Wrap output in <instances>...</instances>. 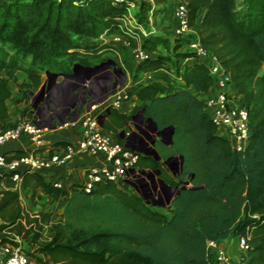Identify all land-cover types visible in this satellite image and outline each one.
<instances>
[{
	"label": "trees",
	"instance_id": "trees-1",
	"mask_svg": "<svg viewBox=\"0 0 264 264\" xmlns=\"http://www.w3.org/2000/svg\"><path fill=\"white\" fill-rule=\"evenodd\" d=\"M167 1L0 0V121L9 114L10 84L19 73L27 74L20 85L35 91L44 82L43 72L72 73L75 66L107 61L103 57L92 63L85 55L120 49L97 39L120 32L119 17L135 4V18L148 28L142 45L150 54L137 62L134 74L152 78L137 82L139 102L130 113L114 106L103 111L110 110L104 127L118 132L142 108L159 128L173 125L172 143L156 148L161 159L183 154V170L171 174L149 154H142L138 164L160 169L167 182H191L176 195L168 215L110 179L102 178L90 189L82 181L66 189L38 171H23L19 183L10 172L0 173L2 242L15 233L34 245L57 210L63 211L52 240L27 251L30 260L43 262L37 253L47 252L51 264H217L208 240L221 243L248 233L246 263L264 264V0H242L240 6L238 0H185L202 45L217 56L244 95L253 134L242 151L217 132L197 94L213 84L208 64L183 62L182 57L194 55L183 48L189 39L176 37L172 46L169 35L151 28L149 12ZM201 8L205 13L199 20ZM161 46L172 49L175 74ZM23 114L34 118L27 109ZM5 153L11 159L27 151ZM38 188L50 196L52 207L35 211L24 202L22 192L33 202Z\"/></svg>",
	"mask_w": 264,
	"mask_h": 264
},
{
	"label": "built area",
	"instance_id": "built-area-1",
	"mask_svg": "<svg viewBox=\"0 0 264 264\" xmlns=\"http://www.w3.org/2000/svg\"><path fill=\"white\" fill-rule=\"evenodd\" d=\"M134 6L135 4H132L128 8V12L119 17L120 32L102 36H111L110 42L117 47H130L136 61L139 62L146 59L150 54L142 45L145 35L148 34V28L135 18L132 8ZM174 34L175 37L189 39L188 47L194 53L193 57L205 61L209 66L210 73L213 76V84L209 91L205 92L200 98L203 100L209 117L217 125V132L229 140L233 149L245 150L253 134L247 105L238 92L234 90V82L217 56L202 45L201 40L190 25L188 7L185 0L177 2L174 7ZM133 42H137L135 48L132 47ZM113 53L120 55V49H116ZM141 77V79L138 78L139 81L152 78L149 73H144ZM87 80L81 79L84 83ZM74 84H76L78 90L69 89L66 97H52L54 98L53 105L45 100L44 105L40 109L48 111V104L52 105L53 109H55L57 104H60L61 107L55 109L56 115L65 114L60 124L80 125V139L78 141L56 144L58 148H53L49 152L43 153L45 146L44 131L47 127L46 121L41 117L33 118L22 114L13 124L0 125V144L28 135L36 144L37 149L11 159H8L5 152H0V173L10 172L19 183L21 173L25 170L43 172L52 167L66 164L79 153L103 154L106 158V162L103 165L86 167V176L82 181L85 189H90L96 181L106 178L115 181L118 186L136 193L146 192L156 200L163 199L164 194L166 197V189L160 180L157 177L152 178L150 175L149 172L152 169L141 167L138 164L141 155L144 153L126 144V140L122 141L118 133L108 131L101 125L100 120L103 111L112 106L117 109L120 108L125 100L130 99L128 94H122V90H118L113 98L108 95L100 101L89 100L85 102L86 99L82 97L81 91L84 84L76 82ZM32 99H35V97H32ZM82 99L85 100L82 101ZM82 104L85 105V114L82 113ZM66 108L69 109L71 117L64 113ZM29 111L33 110L29 109ZM136 124L135 117L127 121V127L123 129L126 135L131 134ZM145 124L147 125V122ZM132 140L136 143L140 141L136 137ZM53 181L55 185L63 187L60 179L53 178ZM189 184H191L190 181ZM237 237L239 255L237 259H234L217 240H208V247L212 252L216 253L219 263L247 264L246 253L249 248V234L244 233ZM10 239L5 242L0 239V264H51L48 258L41 255L42 252L37 254L44 259L43 262L30 260L27 251H31L34 248L31 250L25 249L22 245L24 237L11 233Z\"/></svg>",
	"mask_w": 264,
	"mask_h": 264
},
{
	"label": "crops",
	"instance_id": "crops-1",
	"mask_svg": "<svg viewBox=\"0 0 264 264\" xmlns=\"http://www.w3.org/2000/svg\"><path fill=\"white\" fill-rule=\"evenodd\" d=\"M204 13H205V8H201L200 13H199V20L203 17ZM100 38L102 40L105 39L104 41L111 40V36H101ZM114 55L116 56L118 54L115 53ZM127 58L131 60L130 63L132 66H129L128 64L129 59L127 60ZM120 60H124L128 67L127 71H128L129 77L126 76L125 78L126 80L125 87H126L129 81L127 78L132 77V75L134 74L132 69H134V67L137 65V61L130 47L123 46L122 48H120ZM195 60L196 59L193 56L182 57V61L185 63H193ZM20 74H22L20 78H18V80L14 82L15 86L12 87V85L10 84L11 95L7 99V106H8L9 114L4 119V121H0V125L1 124H13L23 114L25 109L33 110L31 112L34 115V118L41 117L37 109H40V107L44 105L45 101H43V103L40 105L38 102L41 101V97L38 99L37 98L32 99V97H34L33 93H31L32 90L28 91L27 87H23L20 85V83L23 80H27V74L25 72H21ZM43 76L45 79H47L45 72H43ZM69 80L70 79H67L65 82V80L63 79L56 78L52 83L48 85V87H50L51 91H56L55 92L56 95L61 96L62 93L66 91V87H68V90L69 89L73 90V88L70 85L72 80L71 82ZM132 80L136 81V86L133 89V94L130 97V99H127L123 102V106L121 108H118L119 110L125 111L128 113H130L133 110L135 104L138 101L137 82L139 81V79L134 77ZM63 87L65 88L64 90H63ZM233 88L236 92H238L239 96L244 99V95L239 91L235 83H234ZM35 91H38V90H35ZM204 93L205 92H198L197 94L199 97H201ZM11 99L13 100L12 102H11ZM48 107H49V104H48ZM84 107L85 105H83L82 107V113L85 114L86 110ZM64 112H69V109L66 108ZM68 116L71 117V115H68ZM107 120H110V116L108 114L106 116L105 121ZM61 121H62V118L58 116L54 120L46 121L47 127L44 131L45 146L43 149V153H47L49 152V150L53 148H58V145H56L58 141H62V140L78 141L80 139L81 137V126L80 125L78 124L77 125H61L60 124ZM139 121L140 123H137L135 127H133L132 131L137 130L138 132H140V129L143 128V122H146V121H141V120ZM126 127H127V122L122 127L119 128L118 132H115L114 130H111V129H109V131L119 134V132L122 129H125ZM120 138H122L123 140H126V138H123L121 136ZM136 138L139 139L138 136H136ZM15 149H23V150H26L27 152H33V151H36L37 146L28 135H23L22 137L18 139H12V140L7 141L4 144H0V152H12ZM105 162H106V158L103 154L90 155V154H85V153H79V154H76L72 159H70L66 164L52 167L48 170L43 171L42 173L47 178L60 179L63 183V188L68 189L71 183L81 182L84 180L86 176V167L92 166V165L100 166V165H103ZM23 194H24L25 201L27 202V200H29V193L23 191ZM42 197H44L45 200L49 202L50 196L46 194V192L42 188H38L36 197L34 201L32 202L33 204L36 205V210H40L42 207L45 206L44 201L42 202L40 200ZM59 212H60V216L59 218H56ZM62 212L63 211L61 208L57 210V212L54 214V218L46 225L44 235L41 238L37 239L34 245L30 242L29 238H24L22 241V245L25 247V249L31 250L35 247H40V246L42 247V246L47 245L52 239L58 223L62 219ZM232 243L233 242L230 241L231 246L229 245L225 248L227 249V251L231 254V256L234 259L235 258L237 259L239 255L236 252V249H235L236 246L233 245ZM41 255L45 256L50 261V257L47 252H42Z\"/></svg>",
	"mask_w": 264,
	"mask_h": 264
},
{
	"label": "rangeland",
	"instance_id": "rangeland-1",
	"mask_svg": "<svg viewBox=\"0 0 264 264\" xmlns=\"http://www.w3.org/2000/svg\"><path fill=\"white\" fill-rule=\"evenodd\" d=\"M179 1H181V0H168L167 2H164V3L155 4L154 8L149 12L150 13L149 14V21H150L149 24H150L151 28L157 29L158 31H161V32L169 35L172 39V42H171L172 46H173L174 39L176 38L175 34H174V7H175L176 3ZM238 2H239V6H240L242 0H238ZM132 8H133V12H135L137 10V6H134ZM134 23H135V21H134ZM84 39H86V38H84ZM97 40H102V39L99 38ZM104 40L105 39H103V41ZM136 46H137V42H133L132 47L135 48ZM122 47L123 46H120V48H122ZM186 47L189 48L188 44H185V47H183V48H186ZM160 51H161V53H163V55H165L167 63L170 65L171 70H173V73L175 74V68H174L175 56L172 52V49L171 48L167 49L166 47L161 46ZM85 56L92 63H96V62L101 61L103 59V57H108L109 59H112L114 62H109V63H106L104 65H101L100 67H98L97 69H95L93 71H87V70L80 69L78 71V78H75V79L68 78V77L62 78L63 80H65V82L67 79H70L69 80L70 82L72 80V82L74 81L73 83L76 82V83L84 84L81 91H82V97H85L86 100L82 99V101L83 100H85V102H88L89 100L100 101L101 99H103L104 97H107L108 95H110V97L113 98L115 92L118 90H122V92H121L122 94L127 93L129 97L132 96L133 89L136 86V81H133L132 79L134 77L141 79L142 78L141 75H143L142 72H138V73L136 72L135 74L132 75L131 78H127L129 81H128V85H126V87H125L126 80L124 78V75L121 73L120 68H122L125 72H127L126 73L127 77H129L128 71H127L128 67H127L124 60H120V55L115 56L113 53L109 52V53H92V54H88ZM128 59L129 58H127V60ZM128 61L130 62L131 60L129 59ZM66 62L68 63L69 60L66 59ZM132 70L134 72L135 68ZM261 71H264V64L261 68ZM21 75L22 74L19 73L18 78H20ZM81 79H88V80H87V82L84 83L83 81H81ZM11 85H12V87H14L15 86L14 82H11ZM64 89L65 88L63 87V90ZM73 89L78 90L77 86H74ZM68 91H69L68 87H66V91L64 93H62L61 96H59V95H56V93H55L56 91H51L50 87H48V85L46 84V86L44 88V92H43L42 97H41V101H39L38 103L41 105L43 103V101L46 100V102L53 104L54 98H52V97H66V96H68ZM35 93H37V91H34V93H33L34 97H35ZM26 95H27V93H26ZM45 97H49V98L46 99ZM12 101L13 100L11 99V102ZM138 102H139V100L137 101V103ZM60 107H61V105L57 104L55 109L60 108ZM97 107H100V106H97ZM48 108H49L48 111H43L41 109H37L38 113L44 119V121L54 120L57 116L58 117L61 116V118L65 116V114L56 115V112H55L56 110L53 109V106H51V105H49ZM119 111H121V110H119ZM123 112H125V111H123ZM64 113L71 115L69 112H64ZM135 121L137 123H140L139 117H136ZM143 126L146 129L148 128L145 123H143ZM104 128L109 131V129H107L106 127H104ZM161 163H163L166 166V168L169 170V172L171 174L176 173L168 166V164L165 163L164 159H161ZM189 185H191V184H189ZM22 198L29 208L37 211L35 204L30 202L29 200H27V202L25 201L23 192H22ZM162 198L164 201H166L165 194L163 195ZM40 200L42 202L44 201V204H45L44 207L49 208V207L53 206V204L46 201L44 197H42ZM155 207L157 209H159L160 211L167 213L168 215H170L173 212V208L170 207V205H166L164 207L159 206V205H155ZM59 216H60V212L57 214L56 218H59ZM44 232H45V230H44ZM43 235H44V233H43ZM230 241L233 242L232 244L236 246L235 249H236V252L238 253V247H237L238 237L237 236H231V237L227 238L226 240H223L221 242V245L223 247H227L230 245ZM217 264H220V263L218 262Z\"/></svg>",
	"mask_w": 264,
	"mask_h": 264
},
{
	"label": "water",
	"instance_id": "water-1",
	"mask_svg": "<svg viewBox=\"0 0 264 264\" xmlns=\"http://www.w3.org/2000/svg\"><path fill=\"white\" fill-rule=\"evenodd\" d=\"M109 62H114L112 59H108L107 61L100 63V64H96L93 66H86L83 68V70H87V71H93L95 69H97L98 67H100L101 65H104L106 63ZM82 69V68H81ZM80 69L75 66L74 67V71L72 73H56V72H52V71H47V79L44 80L43 84L41 85V87L39 88V90L37 91V93H35V98H40L42 97V94L44 92V88L47 85H49L50 83H52L56 78L62 79L63 77H68V78H78V71ZM121 73L124 75V78H126L127 74L126 72L120 68ZM71 87L73 88L74 86H76V84L71 83L70 84ZM31 93H34V91H31ZM109 109V108H108ZM110 111V110H109ZM108 111V112H109ZM107 113H103L101 115V125L104 126L105 124V119L107 116ZM134 117H139L140 119H144L148 125L151 127L152 130H154L156 132L157 135H159L161 137L162 142L166 143V144H171L173 141V132H174V126L173 125H169L166 126L164 128H159L158 123L156 122V120H154L153 117L150 116H145L144 113V108L140 109L138 112H136L134 114ZM119 136L126 138V144L130 145L133 148H136L138 150H140L142 153L144 154H149V155H153L156 159H161L162 155L161 153L158 151V149L156 148V138L155 137H151L148 141L146 140V138L139 133L137 130H133L131 132L130 135H126L124 130H121L119 132ZM136 136L139 137L140 141L138 143L134 142L132 139L135 138ZM184 155L183 154H175V155H170L168 156L166 159H164L165 163L168 164V166L174 171H182L183 167H184ZM174 161L177 162L176 165H174ZM145 172H149L144 170ZM150 175L152 176V178H158L160 180V182L162 183V185L165 187L166 192H167V197H166V201H164L163 199L160 200H156L153 199L152 197H150V195L146 192H142L141 195L149 202V203H153L154 205H159V206H166V205H170L172 203V201L174 200V198L176 197L177 194H179L181 192V190L183 188L189 187L191 185H188L190 180H186L184 181V183L175 185V186H170V184L160 175L161 170L160 169H152L150 172ZM170 188H172L170 190ZM168 189V190H167Z\"/></svg>",
	"mask_w": 264,
	"mask_h": 264
},
{
	"label": "flooded vegetation",
	"instance_id": "flooded-vegetation-1",
	"mask_svg": "<svg viewBox=\"0 0 264 264\" xmlns=\"http://www.w3.org/2000/svg\"><path fill=\"white\" fill-rule=\"evenodd\" d=\"M141 121H145L144 119H140ZM143 123H145V122H143ZM147 129L146 128H144V126H143V128H141L140 129V132L139 133H141L145 138H146V140H148L149 141V139L151 138V137H155L156 138V145L157 144H160V143H164V142H162V140H161V137L159 136V135H157L156 134V132L154 131V130H152L151 129V127L148 125V123H147ZM177 164V162L176 161H174V165H176ZM169 184H170V186H175V185H178V184H181L182 182H180V183H170V182H168ZM172 188H170V190H171ZM168 190V189H167ZM167 192H166V197H167Z\"/></svg>",
	"mask_w": 264,
	"mask_h": 264
}]
</instances>
